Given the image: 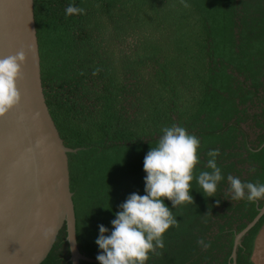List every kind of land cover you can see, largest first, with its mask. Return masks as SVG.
I'll list each match as a JSON object with an SVG mask.
<instances>
[{
  "label": "trees",
  "instance_id": "16d2710c",
  "mask_svg": "<svg viewBox=\"0 0 264 264\" xmlns=\"http://www.w3.org/2000/svg\"><path fill=\"white\" fill-rule=\"evenodd\" d=\"M72 3L84 14L67 16ZM33 12L51 121L78 149L66 156L80 251L96 258L99 225L144 194V157L176 124L201 141L195 175L218 149L224 180L214 197L193 180L194 202L173 209L147 264H231L235 235L264 206L229 199L227 181L264 183V0H34ZM263 226L264 214L237 264H255ZM66 236L62 221L38 264H71Z\"/></svg>",
  "mask_w": 264,
  "mask_h": 264
},
{
  "label": "water",
  "instance_id": "95a60500",
  "mask_svg": "<svg viewBox=\"0 0 264 264\" xmlns=\"http://www.w3.org/2000/svg\"><path fill=\"white\" fill-rule=\"evenodd\" d=\"M33 1L0 0V58L21 50L27 56L17 80L20 103L0 116V264H38L62 221L71 264L99 263L77 242L66 154L78 149L61 143L46 105ZM263 214L264 206L235 235L231 264H237L243 237Z\"/></svg>",
  "mask_w": 264,
  "mask_h": 264
},
{
  "label": "clouds",
  "instance_id": "9594fccd",
  "mask_svg": "<svg viewBox=\"0 0 264 264\" xmlns=\"http://www.w3.org/2000/svg\"><path fill=\"white\" fill-rule=\"evenodd\" d=\"M84 12L85 9L74 3L65 9L67 16ZM26 58L23 50L0 58V116L20 103L17 80ZM161 132L156 146H152L144 157V194L133 192L127 196L119 205L120 210L115 212L111 229L99 225V236L95 240L100 250L96 256L99 264H147L150 254L158 255L157 250L164 248V234L177 224L173 209L194 202L193 180L205 197L216 196L218 185L224 180L217 164L218 149L207 153L206 168L211 171L202 170L195 175L194 170L201 163L199 137L176 124L164 127ZM227 181L231 200L255 202L264 199V183L242 181L231 174ZM166 200L171 202V207ZM68 238L75 244L71 234ZM199 243L204 244L203 240Z\"/></svg>",
  "mask_w": 264,
  "mask_h": 264
},
{
  "label": "rangeland",
  "instance_id": "374dc122",
  "mask_svg": "<svg viewBox=\"0 0 264 264\" xmlns=\"http://www.w3.org/2000/svg\"><path fill=\"white\" fill-rule=\"evenodd\" d=\"M252 258L255 264H264V229L258 235Z\"/></svg>",
  "mask_w": 264,
  "mask_h": 264
},
{
  "label": "crops",
  "instance_id": "0c3cea01",
  "mask_svg": "<svg viewBox=\"0 0 264 264\" xmlns=\"http://www.w3.org/2000/svg\"><path fill=\"white\" fill-rule=\"evenodd\" d=\"M263 229H264V226H263L262 230H263ZM262 230H261V231H262ZM261 231H260V232H261ZM259 234H260V233H259ZM257 238H258V237H257ZM255 245H256V244H255ZM253 262H254V261H253ZM254 263H255V262H254Z\"/></svg>",
  "mask_w": 264,
  "mask_h": 264
}]
</instances>
